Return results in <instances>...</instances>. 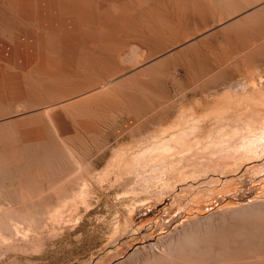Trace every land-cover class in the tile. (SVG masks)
<instances>
[{
  "label": "rangeland",
  "instance_id": "rangeland-1",
  "mask_svg": "<svg viewBox=\"0 0 264 264\" xmlns=\"http://www.w3.org/2000/svg\"><path fill=\"white\" fill-rule=\"evenodd\" d=\"M0 264H264V0H0Z\"/></svg>",
  "mask_w": 264,
  "mask_h": 264
},
{
  "label": "bare ground",
  "instance_id": "bare-ground-1",
  "mask_svg": "<svg viewBox=\"0 0 264 264\" xmlns=\"http://www.w3.org/2000/svg\"><path fill=\"white\" fill-rule=\"evenodd\" d=\"M109 1H110V0H109ZM59 2H60V1H59ZM113 2H114V1H113ZM106 3H108V1H107ZM115 3H116V2H115ZM68 10H69V9H68ZM36 14H37V13H36ZM122 17H123V16H122ZM122 17H121V18H122ZM119 19H120V18H119ZM125 19H127V18H125ZM125 19H123L124 22H125ZM121 20H122V19H120V20L118 21L119 24H120L121 22H123V21H121ZM115 21H116V20H115ZM128 22H129V20L127 21V23H128ZM114 23H115V22H114ZM116 23H117V22H116ZM116 23H115V24H116ZM127 23H124V25L127 24ZM119 24H118V25H119ZM119 26H120V25H119ZM119 26H118V27H119ZM91 27H92V26H91ZM111 27H112V26H111ZM111 27H110V28H111ZM116 28H117V27H116ZM16 30H17V29H16ZM113 30H114V24H113ZM65 34H67V33H65ZM23 35H24V34H23ZM25 35H26V33H25ZM62 35H64V34H62ZM21 36H22V35H21ZM26 37H27V36H26ZM29 38H30V37H29ZM29 38H27V39H29ZM52 39H53V38H52ZM95 39H96V38H95ZM31 40H32V39H31ZM40 40H42V39H40ZM40 40H39V41H40ZM93 40H94V38H93ZM97 40H98V39H97ZM107 40H108V41H106V42H108V43H111V42H112V41H110V40H111L110 37H108ZM26 41H27V40H26ZM94 41H96V40H94ZM29 43H30V42H29ZM42 43H43V42H42ZM38 44H39V43H38ZM43 44H44V43H43ZM29 45H30V44H29ZM29 45H28V47H29ZM17 46H19V45H17ZM32 46H34L33 43H32ZM174 48H175V47H174ZM171 49H173V47L170 48V49H167L166 51L161 52V53H162L163 55H164V54H165V55H166V54L168 55V52L171 51ZM33 50H34V49H33ZM125 50H126V49H125ZM16 51H17V50H16ZM16 51H15V53L17 54L18 52H16ZM120 51H121V50H117V52H116V54L118 53L117 56H118L120 59H126V58H129V59H130L131 56H133V57L135 58V56H136L138 53H142V52H143V51H142V52H141V51H139V52H133V51H131V50H129V51L127 50V51H124L123 53L119 54ZM28 52H29V51H28ZM28 52H27V53H28ZM121 52H122V51H121ZM23 53H24V51H23ZM25 53H26V52H25ZM52 53H53V52H52ZM52 53H51V54H52ZM26 55H27V54H26ZM160 55H161V54H160ZM163 55H162V56H163ZM162 56H160V57H162ZM17 58L20 59L19 56H18ZM134 58H133V59H134ZM22 59H23V57H22ZM129 59H127V60H129ZM131 59H132V58H131ZM145 59H146V58H145ZM150 59H151V58H150ZM125 61H126V60H125ZM133 61H134V60L130 61V63H131V62L133 63ZM144 61H146V60H144V58L141 59V60H137L136 63H135V65H134L133 67H131V68H132V69H135V71H136V70H139V71L143 72L142 69H143V67H144ZM22 62H23V61H22ZM50 62H52V60H50ZM52 63H53V62H52ZM123 63H124V62H123ZM132 63H131V64H132ZM53 64H54V63H53ZM126 64H127V63H126ZM54 65H55V64H54ZM145 65H148V63L146 64V62H145ZM38 66H39V65H38ZM57 66H58V65H57ZM58 67H59V66H58ZM129 70H130V69H129ZM127 71H128V70H127ZM108 72H109V71H108ZM124 72H125V71H124ZM124 72H122L123 74H122V73H118L116 76L110 78L105 84H103V85H99V86H97V87H95V88H93V89H90V90H88V91H86V92H83V93H84V94L87 93L88 96H89V92L91 93V91H93V90L96 91V89H97V90H98V89H101V87H103V86L106 85L107 83H117V82H119L120 80L128 79V75H127L128 73L124 74ZM130 73H131V72H130ZM145 75H146V74H145ZM145 75H144V76H145ZM14 76H15V75H14ZM142 76H143V75H142ZM3 79H4V78H3ZM18 82H19V81H18ZM100 83H101V82H100ZM101 84H102V83H101ZM8 87H9V86H8ZM9 88H10V87H9ZM19 88H20V87H19ZM23 88H24V86H23ZM104 88H105V87H104ZM103 90H104V89H103ZM79 91H80V90H79ZM101 91H102V90H101ZM12 93H13V92H12ZM83 93H82V95H83ZM91 94H93V93H91ZM91 94H90V95H91ZM7 95H8V94H7ZM14 95H15V94H14ZM14 95H13V96H14ZM85 95H86V94H85ZM78 96H79V95H78ZM78 96H77V97H78ZM80 96H81V94H80ZM94 96H95V95H94ZM8 97H10V90H9V96H8ZM8 97L6 96V99H7ZM11 97H12V96H11ZM68 97H69V96H68ZM84 97H86V96H83V98H84ZM95 97H97V96H95ZM23 98H24V97H23ZM73 98H75V100H77L76 97H73ZM83 98H79V99H83ZM8 99H9V98H8ZM16 99H17V98H16ZM71 99H72V98H70V101L64 99V100L60 101V103H66V102L69 101V102H70V105L73 106L72 103H71ZM7 101H8V100H7ZM19 101H20V100H19ZM11 102H12V101H11ZM72 102H73V100H72ZM74 102H75V101H74ZM74 102H73V103H74ZM60 103H59V104H60ZM107 103H108V102H107ZM54 104H55V105H58L57 103H54ZM55 105H54V106H55ZM65 105H66V104H65ZM52 106H53V105H52ZM54 106H53V108H54ZM61 106L63 107V105H60L59 107H61ZM109 106H110V105H109ZM111 106H113V105H111ZM50 107H51V106H50ZM56 107H57V106H55V108H56ZM77 107H78V106H77ZM17 108H18V107H17ZM110 108H112V107H109L108 109H110ZM25 109H26V108H25ZM29 109H30V108H29ZM43 109H44V108H43ZM57 109H60V108H57ZM20 110H21V109H20ZM22 110H23V109H22ZM45 110H46V109H45ZM55 110H56V109H55ZM55 110H54V111H55ZM69 110H70V109H69ZM17 111H18V109H17ZM71 111H72V110H71ZM57 112H58V111H57ZM74 112H78V111H75V110H74ZM101 112H102V111H101ZM107 112H108V111H107ZM116 112H117V109L114 108V109H110V112H109V113L115 114ZM31 113H32V112H31ZM37 113H39V112L37 111ZM78 113H79V112H78ZM104 113H106V112H104ZM34 114H36V113H34ZM58 114H59V113H57V116H58ZM29 115H30V114H29ZM53 115H54V113H53ZM116 115H117V114H116ZM83 116H84V115H83ZM18 117H21V116H18ZM23 117H26V116H23ZM88 117H89V116H88ZM184 117H185V116H184ZM57 118H58V117H57ZM22 119H24V118H22ZM190 119H191V118H190ZM55 120H57V119H55ZM7 121H8V120H7ZM95 121H96V120H95ZM18 125H19V124H18ZM157 126H158V125H157ZM182 129H183V128H182ZM191 129H192V128H191ZM165 134H166V133H165ZM180 134H181V133H180ZM169 135H170L169 139L166 138V136H164V137L161 138V140H160V141H161V145H162V146H165V148H166L167 144H169V143L171 142V141H169V140L176 141V142H175V146L179 145L180 142L177 141V140H174V137H173V136H174V133H170ZM175 135H177V134H175ZM176 138H178V137H176ZM18 141H19V140H18ZM172 143H173V142H172ZM171 145H172V144H171ZM168 147H169V146H168ZM179 147H180V146H179ZM87 193H88V192H87ZM3 216H4V214H3ZM7 217H8V216H7ZM28 223H29V222H28ZM20 242H21V241H20Z\"/></svg>",
  "mask_w": 264,
  "mask_h": 264
}]
</instances>
